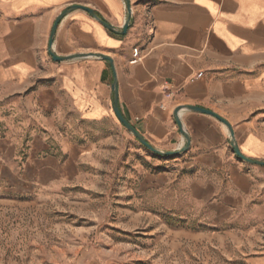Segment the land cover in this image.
<instances>
[{
  "label": "crops",
  "instance_id": "obj_1",
  "mask_svg": "<svg viewBox=\"0 0 264 264\" xmlns=\"http://www.w3.org/2000/svg\"><path fill=\"white\" fill-rule=\"evenodd\" d=\"M128 1L131 12L126 0H0V189L81 183L88 136L122 128L116 79L125 118L154 148L174 153L150 157L157 170L140 188L167 192L187 235L231 231L250 215L264 221V165L252 162H264V0ZM72 6L80 8L61 21L52 50L81 57L55 61L52 27ZM101 20L120 31L130 25L122 34ZM190 106L228 121L234 138Z\"/></svg>",
  "mask_w": 264,
  "mask_h": 264
},
{
  "label": "rangeland",
  "instance_id": "obj_2",
  "mask_svg": "<svg viewBox=\"0 0 264 264\" xmlns=\"http://www.w3.org/2000/svg\"><path fill=\"white\" fill-rule=\"evenodd\" d=\"M88 141L92 156L81 183L57 192L0 189V264L264 261V221L255 215L231 231L187 235L191 227L171 213L167 192L141 190L143 176L157 170L154 152L123 124Z\"/></svg>",
  "mask_w": 264,
  "mask_h": 264
},
{
  "label": "water",
  "instance_id": "obj_3",
  "mask_svg": "<svg viewBox=\"0 0 264 264\" xmlns=\"http://www.w3.org/2000/svg\"><path fill=\"white\" fill-rule=\"evenodd\" d=\"M127 6L129 8V11L131 12V6H130V2L128 0H126ZM80 8L79 6H72L71 8L65 9L55 20L54 25L52 27V31H51V35H50V54L52 55L53 59L55 61H63V60H68V59H73V58H78L81 57V55H73V56H68V57H60L58 55H56L53 50H52V45L54 43V39H55V35L58 29L59 24L61 23V21L70 13V11L72 9H77ZM90 14H92L93 16L96 17V13L94 10L90 9V8H85ZM101 22L103 23V25H105L107 28H109L112 31H116L118 33H122V34H126L127 30L129 28L130 25V21H127V23L124 25L123 30H118L116 29L114 26H112L111 24L107 23L104 20H101ZM104 59L108 60L111 64H113V60L111 57L106 56V55H101ZM113 89H114V93H115V99H114V111L116 113V116L118 117L119 121L141 142V144H143L146 148L150 149L151 151H153L156 154L159 155H163V156H170L172 154H174L173 152H164V151H160L156 148H154L139 132L138 130L125 118V116L123 115L121 109H120V105H119V100H118V84H117V80L115 79L114 84H113ZM190 110L192 111H196V112H202V113H207V114H211L214 115L215 117H217L219 120H221L222 122H224L229 129L231 130L232 133V137L234 138V133L232 130L231 125L229 124L228 121H226L225 119L221 118L220 116H218L216 113L202 108V107H198V106H190L189 107ZM178 114V111L177 113ZM179 125H181L180 121L178 120ZM233 147L236 151V153L238 155H240L241 157L247 159L246 157L242 156V154L240 153L239 147L236 144L235 140L233 139ZM252 161V160H249ZM255 164H260V165H264L263 161H252Z\"/></svg>",
  "mask_w": 264,
  "mask_h": 264
},
{
  "label": "built area",
  "instance_id": "obj_4",
  "mask_svg": "<svg viewBox=\"0 0 264 264\" xmlns=\"http://www.w3.org/2000/svg\"><path fill=\"white\" fill-rule=\"evenodd\" d=\"M141 60H142V57H141V56H138V57L134 58V59L131 61V63H132V64H136V63H139Z\"/></svg>",
  "mask_w": 264,
  "mask_h": 264
}]
</instances>
